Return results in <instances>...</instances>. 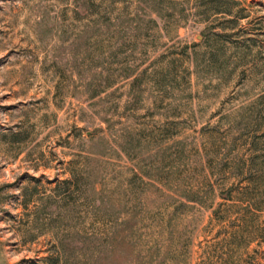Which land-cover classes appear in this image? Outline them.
<instances>
[{"label":"rangeland","instance_id":"obj_1","mask_svg":"<svg viewBox=\"0 0 264 264\" xmlns=\"http://www.w3.org/2000/svg\"><path fill=\"white\" fill-rule=\"evenodd\" d=\"M212 4L0 0V264H264V0Z\"/></svg>","mask_w":264,"mask_h":264},{"label":"trees","instance_id":"obj_2","mask_svg":"<svg viewBox=\"0 0 264 264\" xmlns=\"http://www.w3.org/2000/svg\"><path fill=\"white\" fill-rule=\"evenodd\" d=\"M205 0H203L204 2ZM213 1V8L215 12L223 13L225 16V20L229 22L228 25H235L234 23L238 20L239 17H243L246 14L242 12L243 6H238L239 0H209ZM241 118L244 119V126L245 131L250 132L251 140L249 141L250 144V151L248 156H238L236 160L233 161V172L237 175H241L244 173V169L247 170L245 176H240L241 179L246 178L247 181L250 183L253 182V185L260 184L261 182L264 183V159L259 161L257 159L260 154H256V150H259V146L257 145V140H255L256 136L264 138V91L258 95L253 101L247 105L245 112L241 114ZM262 127L260 132H257ZM240 134H243L241 132ZM239 136L236 138L233 137L232 140L235 141ZM234 143V142H233ZM264 151V148H262ZM264 156V154H263ZM263 178L262 180H260ZM261 182H258V181ZM247 185V184H246ZM233 185L228 187L227 194L228 196H224L229 198L230 197V190ZM246 189V187H245ZM261 197L264 196V184L259 191ZM196 199V198H195Z\"/></svg>","mask_w":264,"mask_h":264}]
</instances>
